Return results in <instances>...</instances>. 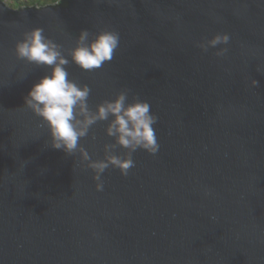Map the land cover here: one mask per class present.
I'll use <instances>...</instances> for the list:
<instances>
[{"label": "water", "instance_id": "obj_1", "mask_svg": "<svg viewBox=\"0 0 264 264\" xmlns=\"http://www.w3.org/2000/svg\"><path fill=\"white\" fill-rule=\"evenodd\" d=\"M36 27L62 45L91 109L127 88L158 116L157 154L137 150L126 177L110 166L102 191L25 106L49 71L15 55ZM104 28L120 34L113 59L72 63L79 32ZM218 33L228 45L196 46ZM107 126L79 141L91 161L115 142ZM0 264H264V0H0Z\"/></svg>", "mask_w": 264, "mask_h": 264}, {"label": "clouds", "instance_id": "obj_2", "mask_svg": "<svg viewBox=\"0 0 264 264\" xmlns=\"http://www.w3.org/2000/svg\"><path fill=\"white\" fill-rule=\"evenodd\" d=\"M57 28L65 31L59 26ZM229 41L228 33H218L211 39L203 38L196 46L208 52L209 48L228 45ZM119 44L120 34L115 30L104 28L92 33L82 29L68 55L71 62L82 70L93 71L113 59ZM14 51L17 59L49 69L25 96V106L47 126L53 148L68 155L78 150L84 161H90L87 167L95 172L98 191L103 190L101 175L110 166L118 168L126 177L135 166L133 154L137 150L157 154L160 145L154 125L158 122V116L150 111L147 101L141 100L138 95H133L129 100L131 90L125 88L114 99L104 100L96 105L95 110L91 109L88 104L90 87L69 78L66 66L70 61L62 45L46 36L43 28L36 27L24 32L23 39L16 42ZM228 51V47H222L214 54L224 57ZM258 83L254 79L251 81L253 87ZM100 121L108 122L106 134L115 142L104 145V159L91 161L79 141ZM118 147L126 151L118 155L115 151Z\"/></svg>", "mask_w": 264, "mask_h": 264}, {"label": "trees", "instance_id": "obj_3", "mask_svg": "<svg viewBox=\"0 0 264 264\" xmlns=\"http://www.w3.org/2000/svg\"><path fill=\"white\" fill-rule=\"evenodd\" d=\"M8 4L14 7H26V6H42V5H50L56 4L55 0H7Z\"/></svg>", "mask_w": 264, "mask_h": 264}, {"label": "flooded vegetation", "instance_id": "obj_4", "mask_svg": "<svg viewBox=\"0 0 264 264\" xmlns=\"http://www.w3.org/2000/svg\"><path fill=\"white\" fill-rule=\"evenodd\" d=\"M61 0H55V2H60Z\"/></svg>", "mask_w": 264, "mask_h": 264}, {"label": "rangeland", "instance_id": "obj_5", "mask_svg": "<svg viewBox=\"0 0 264 264\" xmlns=\"http://www.w3.org/2000/svg\"><path fill=\"white\" fill-rule=\"evenodd\" d=\"M21 1H22V0H21ZM22 2H24V0H23ZM7 3H8V1H7Z\"/></svg>", "mask_w": 264, "mask_h": 264}, {"label": "bare ground", "instance_id": "obj_6", "mask_svg": "<svg viewBox=\"0 0 264 264\" xmlns=\"http://www.w3.org/2000/svg\"><path fill=\"white\" fill-rule=\"evenodd\" d=\"M59 3V2H58ZM58 3H56V4H58Z\"/></svg>", "mask_w": 264, "mask_h": 264}]
</instances>
